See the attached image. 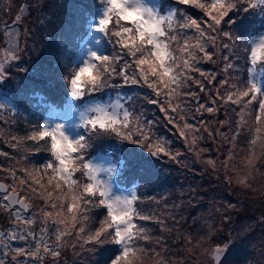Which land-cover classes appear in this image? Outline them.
Here are the masks:
<instances>
[{"label":"snow or ice","instance_id":"obj_1","mask_svg":"<svg viewBox=\"0 0 264 264\" xmlns=\"http://www.w3.org/2000/svg\"><path fill=\"white\" fill-rule=\"evenodd\" d=\"M101 2L103 4L102 14L95 18V23H93L92 17L84 13L88 30L95 35L85 44L86 50L83 58L72 64H69L67 60L64 61L63 66L67 73L62 74L61 78L68 82L66 87L70 93L66 101L68 115L65 116L64 122L46 119L39 130L33 131L23 138L37 142V144L44 141V150L51 154L52 160L45 164L43 175L39 169L23 170L26 175L20 178V185L34 197L42 200L46 207L53 210L59 209L55 211V214L53 211L41 210V219L45 222L51 219L52 223L58 226L56 228V243L50 245L44 242L42 247L41 242L38 241L34 249L27 250V254L31 257H38L42 252L43 254L51 252L52 256H59L61 241L75 227L78 215L81 222H86L89 220L88 214L92 208L103 207L107 213L105 218L100 222L99 228L88 234L84 243H92L94 246L114 244L119 249V255L111 261V264H138L147 249L137 247V241H149L151 236L148 229L135 224L134 218L147 220L151 217L143 216L136 211L134 204L139 200V196L135 191L130 195H113L111 181L112 177L116 175V167L102 168L99 165H93L85 159V150L91 147L94 141L115 136L121 141L146 148L153 157L166 155L175 160L176 156L170 150V142L164 138H157L152 132L153 122L143 121L142 113L137 115L135 109L131 108L132 97L126 98L129 106L120 102L119 97L116 102L109 104L88 101L85 107H79L77 102H81L86 95L92 96L106 87L113 86L111 79L115 76L122 77L124 85L144 84L153 91L155 96H164L167 108L161 104L160 110L165 115L168 114V111L177 113L179 121L183 122L180 136L187 139L186 132H195L197 129L193 124H189L184 116L179 115V111H184L181 105L172 103L174 97L181 96L178 89L182 87V81L183 86H187V82L193 80V77L186 74L187 71L200 60L213 58L212 54L207 51V46L209 44L215 46L219 38V26L237 8L238 4L244 11L260 8V14L264 15V0H211L210 4L201 2V0H180L182 4H195L206 11L211 18V23L207 24L208 31L202 27V22L181 14L178 10H170L167 15H162L156 7L148 3V0H101ZM244 4H247V7H244ZM15 19L20 20V16L17 15ZM226 22L235 23L230 18ZM110 25L113 27L110 28ZM187 29H195L198 34L195 44H189L191 37L186 36L181 43L180 37L176 34L177 32L183 33ZM5 34L10 36L11 30L6 29ZM222 35L228 37L229 40L232 38L231 33L227 31H224ZM109 37H115L114 43L119 45V49L113 55L104 54L94 47L102 42H110ZM15 39L19 51V33ZM248 46H250L249 58L252 64L250 72L254 77L257 71L256 66L258 63L264 62V54H261V49H264V32L246 38V53L249 51ZM223 47L227 49L229 45L224 44ZM18 51L11 54L9 59L18 60ZM197 51L203 54L199 59L196 55ZM177 52L179 55H176ZM185 55L188 59H184ZM125 56H130L132 62L125 61L121 65L120 62L124 60ZM117 66H119V70ZM228 67L231 68L232 65L229 64ZM129 69L132 71L130 72ZM195 71L199 72L200 70L196 68ZM200 74L205 75L202 72ZM5 78L4 65L0 63V81ZM194 82L200 84L199 80ZM202 87L203 85H201ZM235 87L233 86V88ZM188 95L193 94L188 93ZM234 95L235 100L233 99ZM248 97L250 99L247 100L244 107L257 102L259 114L255 119L260 121L261 115H264V87L258 86L254 79L249 81L245 89H237L235 93H228L226 100L241 104L242 98ZM148 102L160 103L157 99H150ZM4 107L5 104L0 103V108ZM196 110L212 112L213 108H205L201 104L200 108ZM50 114H56L54 105L50 108ZM191 118L195 120V117ZM175 119L176 117H169L170 121ZM240 120L241 123H244L243 115ZM69 126L75 131V135H73V131H68ZM260 131L259 128L256 129L257 133ZM13 139L16 138L13 137ZM255 142V140L252 141L253 144ZM190 143H196L195 136L192 137ZM36 150L41 149L37 147ZM207 163L213 166L215 164L212 160ZM247 163L252 166L253 160L250 158ZM102 171L108 173L107 179L98 178V174ZM77 172L81 173L79 180L74 178ZM49 173L51 174L49 175ZM10 174L14 180L17 179L15 171ZM45 175L48 177L46 184L42 183ZM246 179L247 177L241 178L239 182L244 184ZM3 188L5 186L0 184V189ZM50 188L51 190H49ZM56 191H59L60 194L54 196ZM0 200L5 202L2 206L6 209L8 205L18 204H24L25 208L28 207L26 198L19 197L15 186H13L12 192L0 197ZM65 205L67 214L64 212ZM16 218H20L19 212L16 213ZM34 222L31 219L24 221L25 224ZM157 222L162 223L159 220ZM84 232L83 227L79 228L76 232L77 238H82ZM4 235V233H0V237ZM9 235L12 239H27V236H17L15 233ZM28 235L33 234L29 233ZM227 247L225 245L215 248L213 255L215 264H221ZM15 251L17 255L25 253V249L22 248Z\"/></svg>","mask_w":264,"mask_h":264},{"label":"trees","instance_id":"obj_2","mask_svg":"<svg viewBox=\"0 0 264 264\" xmlns=\"http://www.w3.org/2000/svg\"><path fill=\"white\" fill-rule=\"evenodd\" d=\"M37 1H31L30 4L26 2L27 7L23 10L25 12L24 18L28 25H30V32L27 33L25 42L28 45L29 62L32 66H37L42 70L45 75H32L25 79H21L18 77L20 75H18L14 84L8 88L13 94L10 91L8 94H1V103H4L8 107V110L0 108V118L1 116L7 118L6 124L3 126L4 129L0 132L2 133L0 134V148L3 145L9 146L5 142L8 140L12 141L11 133L16 132L23 135L22 138H18L20 142L22 140L23 142L14 151L21 152L23 155L35 153L38 157H44L42 163H48L50 161L49 158L52 156L48 151L44 150V141H40L37 144V142L23 139L27 137L26 133L29 127L27 123L29 120L27 118L32 117L34 120L33 117L39 105L50 108L53 105H62L65 102L68 97V88L66 90L62 81L50 75L53 70H63L65 60L69 64L73 62L76 55L74 44H79V35L88 26L84 13H87L89 17L94 19L99 15L100 9L96 0ZM21 2L22 0H15L17 5H20ZM13 9H15L14 5L9 4L7 0H0V34H3V20L14 15ZM189 9L198 11L196 7H189ZM237 42L238 44L233 48L234 59L235 51L240 46L239 40ZM227 49L224 48V52ZM178 54L177 52L176 55ZM196 55L199 56L201 53L197 51ZM20 63L23 65L20 67L27 65L23 59H21ZM194 67L192 65V69ZM238 70L244 69L240 66ZM257 71L258 78L256 80L264 78V73L260 75L259 73L262 71ZM115 77L111 79V85H114ZM65 83L67 85L68 82L65 81ZM237 85L240 90L248 86L243 73L242 79L238 80ZM183 87V101L178 104L181 105L184 111H179V115L184 116L189 124L195 126L197 131L186 132L187 139L181 137L180 130L183 128V122L179 121L177 113L168 111V114L165 115L160 110L161 104L167 108V104L164 101H160L159 105H156V109L152 112L155 115V122L153 123L157 125L158 138H164L170 142V150L176 156L175 160L166 155L153 157L147 152L146 148L137 145L131 144L133 147L131 149L127 146L128 142L121 141L115 136L94 141L91 144V149L85 150V159L89 157L91 152L97 150L99 144L102 149L120 145V149H123L121 151L122 154L128 151H130V154H133L130 157L129 165L122 173H119L117 180L119 183H125L126 185L134 184L136 186L139 200L135 202L134 207L141 215L151 217L147 220H141L138 217L134 218L135 224L148 229L151 236V240L149 241H137V247L147 249L146 253L142 254L138 264H146V261L149 260L153 262V259L159 253L162 258L168 255L177 256L180 258L179 264H202L199 262V258H197L199 256L200 237L203 235L206 237L211 232L210 229L216 225L220 216L228 218L227 221L223 219L221 223L225 231H236L233 222H230L234 214L226 208V203H231V193L233 191H240L251 199L253 195L257 196L264 192V178L261 179V175L257 174L259 170H263L264 173V125H259L258 128L261 131L259 133L256 132L254 135L255 144L252 143V134L255 128L253 121H250L241 134H238L234 140V144H232V135L236 130L234 125L236 124V118H234L236 116L235 110L238 109V106H243L250 97L242 98L241 104H235L226 100L221 114L229 112V116L222 119L221 116L219 117V114L214 115L208 111H204V113L198 115L196 106L199 101L200 104L203 101L204 92L197 98V94L195 96L188 95V93L193 94V90L189 86H183L182 81V89ZM107 90L109 94L106 92L101 95L100 93H94L92 96L86 95V100L100 96L114 103L119 97L120 102L125 103V106H129L126 98L131 97V92L115 85L107 87ZM218 94L217 92L216 95ZM157 99L160 100V96ZM233 99L235 100V95ZM248 105L253 108V118H255L259 113L258 103L253 102ZM28 106L36 111L31 116L23 115L28 111ZM131 106L133 108V101H131ZM15 108L17 110L15 113H21L22 115H15L11 119L12 115L9 117L6 113L11 112L10 110ZM19 108L22 111H19ZM170 116L176 117V119L170 121ZM191 117H195V120ZM38 125L39 123L32 124V126L36 127ZM4 134L7 135L8 139L5 138L4 140ZM193 136L196 137L195 144L190 143ZM249 145H253V147L257 146L260 150V154L252 166L255 168V171L246 166V164L243 165V160L246 156L244 150ZM37 147H40L41 150L37 151ZM110 151L114 152L112 149ZM8 152L0 156L4 163L7 159L11 158L12 145H10ZM116 154L117 160L120 163L123 155L118 156L119 153ZM209 160L215 162L214 166L207 163ZM41 174L43 175V171ZM78 174L79 172L75 175ZM244 177H247L246 182L241 184L239 180ZM47 178L45 175L42 183L46 184ZM139 184L142 186L140 187ZM59 194V191L54 192V196ZM29 195L31 196V201L37 202V205L40 204L42 206L43 204L44 206L42 200L34 197L30 192ZM218 197L227 202L213 207L211 200ZM103 212L105 215L106 210L104 209ZM41 215V213L36 212L35 218L39 219ZM88 215L89 220L85 222L84 233L90 234L100 225V218L103 215L102 209L92 208ZM178 216H181V220H178ZM158 220L162 223H158ZM35 222L34 226L36 228L37 225L41 224V228L49 230L50 233H52L51 228L56 227L49 220L47 222L42 220L41 223L37 220ZM209 223L211 225L207 228L206 226ZM77 226L78 223L73 228L72 235H76ZM201 232H203V235ZM250 232L251 229L248 231L247 236L243 235L245 239L244 243L234 242L236 244L234 246H237L240 251V262L237 264H247L248 259L251 256L253 257L251 240H253L254 234H250ZM184 235L186 236L184 237ZM182 237L183 239L181 240ZM191 242L193 244H189ZM192 247L193 249H191ZM80 249L83 250V258L89 261L88 264H111L118 248L114 244L94 246L92 243L85 244L83 242ZM57 259L40 258L38 261L39 264H57Z\"/></svg>","mask_w":264,"mask_h":264},{"label":"rangeland","instance_id":"obj_3","mask_svg":"<svg viewBox=\"0 0 264 264\" xmlns=\"http://www.w3.org/2000/svg\"><path fill=\"white\" fill-rule=\"evenodd\" d=\"M9 4L14 5V15L8 18H5L3 20V34H0V63H3L4 69H5V76L6 78L3 81H0V97L1 94H8L12 93L10 88L18 75L21 79L29 78L32 75L38 76V75H45V73L42 72L37 66H32L29 62V52H28V45L25 42L26 35L28 32H30V25H28L26 19L24 18L23 10L26 9L27 3L30 4L31 1L35 0H22L20 5H17L15 3V0H7ZM99 4L100 14H102L101 10L103 8V4L101 0H96ZM37 2H42V0H38ZM201 2H204L206 4H210L211 0H201ZM148 3L153 5L157 8L158 11L162 15H167L170 10H178L179 13L184 14L186 16H190L194 19H197L198 21L202 22V27L207 29V24L211 23V18L207 15L206 11L204 9H201L197 7L195 4H182L180 3V0H148ZM33 4V3H32ZM189 7H196L198 8V11H194L193 9H189ZM244 7H247V4H244ZM20 16V20H16V16ZM98 15V16H99ZM97 16V17H98ZM96 18V17H95ZM95 18L93 19V23H95ZM179 19V17H177ZM229 18L232 21H235L234 24L227 23L226 21L229 20ZM130 26V25H129ZM110 28L113 26L110 25ZM6 29L11 30V35H6ZM220 32H219V38L216 41L215 46L209 44L207 46V51L212 54L211 60H201L199 63H194L195 66L193 69L192 67L187 71V75L190 77H193V80H189L187 82V86L191 87L193 90V95L197 94L200 96L203 92V101L201 102L202 105L207 107L213 108L214 115L221 116L222 119L229 116V112H224L223 115L222 110H224L226 97L228 93H234L238 88V80L242 79V73L245 75V79L247 83H249L250 80H255L258 86L264 87V78H258V71H256L255 76L253 77L252 73L250 72V69L252 68L251 60H250V46L249 51L245 52L246 47V38H250L252 36H256L261 32H264V15L260 14V8L256 9H248V11L242 10L241 6L238 4L237 8L232 11L229 14V17L225 18V21H222L221 25L219 26ZM116 30V29H114ZM227 31L231 33L232 38L229 40L228 37H223V32ZM19 33L20 37V43H19V51L16 47V35ZM181 40V43H183V38L191 37L189 40V44H195L197 39V33L195 32V29H188L186 32H183L179 35V32L176 33ZM215 34V33H210ZM95 35L94 33H90L88 30V26L84 32L79 35V44L75 45L74 48L76 49V55L74 56L73 62H78L81 60L84 56L85 52V44L91 40V37ZM237 40L240 42V46L237 51H235V59L233 56L234 52V46L238 44ZM110 42H102L100 45H94L95 48H97L100 52L107 54V55H113L117 49H119V45H115V37H109ZM224 44H228L229 48L224 52ZM5 45V46H3ZM19 55V59L12 61L9 59L11 54L17 53ZM179 55V54H178ZM203 54L197 56L199 59L200 56ZM21 59H23L27 65L24 67L20 62ZM184 59H188L187 55L184 56ZM250 60V62H248ZM125 61L128 63L132 62V58L130 56H125L124 60L120 62L122 65ZM72 62V63H73ZM71 63V64H72ZM231 64L232 67L229 68L228 65ZM240 66L243 67L244 70H238ZM119 70V66H117ZM198 68L200 71L197 72L195 69ZM257 70L264 69V62L258 63L256 66ZM193 70V72L190 73V71ZM131 72L132 69H129ZM204 73L205 75H201L200 73ZM58 73V74H57ZM67 70L64 68L63 70H53L52 74L50 76L55 77L56 79L63 82L65 85V89L67 90L65 80L61 78L62 74H66ZM264 71L259 73L260 75L263 74ZM94 74V70H93ZM199 80L200 84H196L194 81ZM227 81V83H225ZM115 86L124 89L128 92H131V97L133 98V108L135 109V113L137 115L142 113V120L152 121L155 122V115L152 114L153 110L156 109V105L159 104H152L149 103L148 100L150 99H157L158 97L155 96L153 91L148 88L144 84H128L124 85L122 81V77L117 76L114 79ZM113 85V86H114ZM201 85L203 87L201 88ZM233 86H236L233 88ZM221 90V91H220ZM178 91L181 92L180 97H174L173 98V105H176L178 103H181L183 101L182 92L184 91V87L178 89ZM108 93L107 87L102 89L101 91L97 92L103 94ZM219 93L216 95V93ZM13 94V93H12ZM68 95H70L69 91L67 92ZM18 98V97H17ZM158 100V99H157ZM198 100V99H195ZM67 99L65 100V102ZM88 101H94L98 103H104L109 104L111 103L110 100L107 98L102 97H94L93 99L89 98L86 100V96L83 98L81 102H77L79 107H85L86 102ZM159 101H164L165 104H167V101L165 100L164 96H160ZM63 103L62 105H57L56 107V114L51 115L50 114V108L48 106H41L39 105L37 108V112L34 111L31 107L28 111H26L23 115H33L34 112L35 116L33 117L34 120L31 118H27L29 121L27 122L29 124L28 131L26 133V136L30 135L33 131L39 130L40 126L46 119H52L56 122H64V118L66 115H68L66 111V103ZM1 103V100H0ZM123 103V102H122ZM200 101L198 105L196 106V109L200 108ZM8 110V107L5 105V107ZM132 108V106H131ZM130 108V110H131ZM11 112H7L6 115H8L11 119H13L16 116L22 115L21 113H15L17 110L12 109ZM19 111H22L19 108ZM206 110H200L197 111L198 115H201ZM156 112V111H155ZM259 112V108H258ZM236 116V124L234 131L232 135V144H234V140L237 138V133H240L244 130L245 127L248 126L250 121H253V124L255 128L253 129V141L255 140L254 135L256 133V129L259 127V125H264V115H261L260 121H256L255 118H253V108L249 105L247 107L238 106V109L235 110ZM259 114V113H258ZM243 115L244 123H241L240 117ZM7 118L4 116H1L0 118V132L4 129V125L6 124ZM78 122V120H77ZM34 123H39V125L32 126ZM156 124H152V132L155 134V136L158 138V129L156 127ZM68 131L71 132L72 127L69 126ZM12 135V141H6L5 144L9 146H4L0 148V156H3L5 153L8 152V149H10V145H12V152H11V158L7 159L5 163L1 160L0 157V182H4L8 185L9 190H13V186H15L17 193L20 197H25L27 201L28 207L25 209L18 208L16 211H13V209H6L4 206H2L5 202L0 200V233H4L5 235L0 237V262H3V264H39L38 259H50V258H58L57 264H88L89 261L83 258L82 252L83 250L80 249V246H82L84 240L87 238L88 234L83 233L82 238H77L76 235H72L73 230L70 234H66L64 238L61 241L62 246L59 249L60 255L59 256H52L51 252L47 254L39 255L38 257H31L27 254L28 249H34L35 245L38 241L41 242V246L43 247V243L47 242L50 245L56 243V227L51 228L52 233L49 232V230L41 228V224L34 226L36 222L32 224H25L24 221L26 219H31L34 221H38L41 223L43 219L41 217L39 219L35 218L36 212L41 213V210L43 211H53L55 214V211H58L59 209L53 210L49 207H46L45 204L43 206L40 204H36L37 202H33L30 199V195L27 189H25L23 186L20 185L19 180L26 174L23 172V170L27 169L29 171L39 169L41 172L44 169V165L46 162H43L44 157H38L35 153H29L26 155H23L21 152L14 151V149L17 146L22 145L18 138H22L23 135L18 134L16 132L11 133ZM73 135H75V131H73ZM4 140L5 138L8 139L7 135L4 134ZM15 137L16 139H13ZM233 137H235L233 139ZM256 137V136H255ZM240 138V135H239ZM20 142V144H19ZM16 145V146H14ZM127 146L131 149L133 147L130 143L127 144ZM126 147V146H125ZM91 147H89L86 150H90ZM114 150V152L110 150ZM119 146H112L108 147L107 149H102L101 145L99 144L96 151H93L90 153L89 157L86 159L90 161L93 165H99L102 168H108L110 166L116 167V175L112 177V184H113V195H130L133 191L137 194V188L134 184L126 185L125 183H119L117 180V176L119 173H122L127 166L130 163V157L133 156V154H130V151L125 152V154H122L121 151L123 149H120ZM119 150V151H118ZM128 150V149H127ZM245 159L243 160V165L246 164V166H249L247 161L251 158L254 161L256 160L257 156L260 154V150L258 147H253V145H249L248 148H245ZM24 152V151H23ZM118 156L123 155V158L121 159V162L117 160V154ZM9 153V152H8ZM49 160H52V157L49 158ZM252 164V166H253ZM252 166H249L251 169L255 171V168ZM12 171H15L17 179H13L12 175L10 174ZM258 175H261V179L264 178L263 170H259L257 172ZM75 179H80V173L78 175L74 176ZM98 178L100 179H107L108 173L107 172H100L98 174ZM141 187L142 185L139 184ZM7 189V190H8ZM186 190V189H184ZM6 192L0 191V197L5 196ZM231 197V203H226L227 201H224L223 199L214 198L211 200V204L213 207H217L222 203H226V208L229 209V211H232L234 214V217H231L230 222H233V226L236 229V231H225L223 229L222 221L223 219L225 221L228 220V218H223V216H220L219 221L216 223L215 226H212L210 229L211 232L205 237L202 235L199 240V251H198V257L199 262L202 264H215L213 260V254L214 250L217 246H225L227 245V252L223 254V259L221 261V264H237L239 263V254L240 251L238 250L237 246L234 242H245V239L243 235L247 236L248 231L251 232L250 234H254L251 240V249L253 252V257L248 259L247 264H264V192L258 194L257 196H252L251 199L246 197L244 194H242L240 191H233L230 195ZM248 208V209H247ZM99 209H102L103 215L100 218V222L105 218L106 214L104 215V208L100 207ZM106 210V209H105ZM20 213V218H16V213ZM65 214H67V206L65 205L64 208ZM178 212V207H177ZM42 214V213H41ZM36 219V220H35ZM178 220H181V216H178ZM49 221L52 223L51 219ZM78 226L76 227V230L78 231L79 228L85 227V222H81V218L78 215ZM76 223V224H77ZM75 224V225H76ZM211 223H209L206 227L209 228ZM100 226V225H99ZM98 226V228H99ZM93 232V231H92ZM10 233H15L17 236H27V239H12L10 238ZM29 233H32L33 235H28ZM186 235H184L185 237ZM236 238H235V237ZM255 237V238H254ZM199 238V237H198ZM183 237L181 238V240ZM80 240V241H78ZM189 244H193L192 242ZM22 248L25 249L24 254L17 255L16 249ZM118 248V247H117ZM193 249V247L191 248ZM92 250V249H91ZM119 255V249L115 252V257ZM258 257V258H257ZM180 258L173 255H168L165 258H162L161 254L159 253L152 261H146V264H179ZM259 259V261H258Z\"/></svg>","mask_w":264,"mask_h":264},{"label":"water","instance_id":"obj_4","mask_svg":"<svg viewBox=\"0 0 264 264\" xmlns=\"http://www.w3.org/2000/svg\"><path fill=\"white\" fill-rule=\"evenodd\" d=\"M0 184H3L5 186V188L0 189L2 192H6L8 189V186L6 185V183L4 182H0ZM12 192V190L8 191V193ZM19 195V194H18ZM27 203V201H26ZM21 208H25L24 204H18ZM10 206H15V205H10ZM214 255V254H213Z\"/></svg>","mask_w":264,"mask_h":264},{"label":"flooded vegetation","instance_id":"obj_5","mask_svg":"<svg viewBox=\"0 0 264 264\" xmlns=\"http://www.w3.org/2000/svg\"><path fill=\"white\" fill-rule=\"evenodd\" d=\"M7 185V184H6ZM8 186V185H7ZM1 191V190H0ZM8 191H10L9 189L6 191V194L8 193ZM2 192V191H1ZM5 194V195H6ZM20 197V196H19ZM18 208H20V209H25V208H21L19 205H15V206H10V205H8V210H10V209H13V211H16Z\"/></svg>","mask_w":264,"mask_h":264},{"label":"clouds","instance_id":"obj_6","mask_svg":"<svg viewBox=\"0 0 264 264\" xmlns=\"http://www.w3.org/2000/svg\"><path fill=\"white\" fill-rule=\"evenodd\" d=\"M261 54H264V49H261Z\"/></svg>","mask_w":264,"mask_h":264}]
</instances>
